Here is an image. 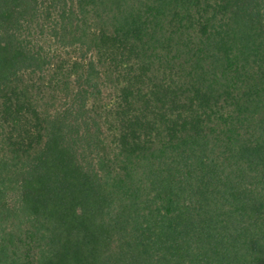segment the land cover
Here are the masks:
<instances>
[{
	"label": "trees",
	"instance_id": "obj_1",
	"mask_svg": "<svg viewBox=\"0 0 264 264\" xmlns=\"http://www.w3.org/2000/svg\"><path fill=\"white\" fill-rule=\"evenodd\" d=\"M0 264H264V0H0Z\"/></svg>",
	"mask_w": 264,
	"mask_h": 264
},
{
	"label": "rangeland",
	"instance_id": "obj_2",
	"mask_svg": "<svg viewBox=\"0 0 264 264\" xmlns=\"http://www.w3.org/2000/svg\"><path fill=\"white\" fill-rule=\"evenodd\" d=\"M46 38V37H45ZM44 38V36H42V40H41V42L43 43V45H44V47L46 48H48L49 49V47L51 48L52 46H50L49 45V40L48 39H45ZM84 49H85V51L87 52V56H91L92 54H93V51L92 50H90V49H86L85 47H84ZM68 51H69V53H70V55L72 56V57H78V55H80L81 54V50H80V48H77V47H73V48H68ZM63 55H65L66 56V54H63ZM123 84H126L124 81L122 82Z\"/></svg>",
	"mask_w": 264,
	"mask_h": 264
}]
</instances>
